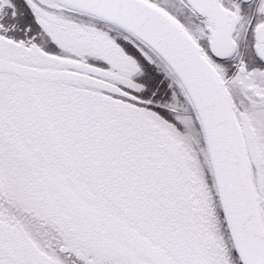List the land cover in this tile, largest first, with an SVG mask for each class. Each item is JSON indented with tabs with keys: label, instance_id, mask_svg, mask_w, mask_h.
<instances>
[{
	"label": "snow or ice",
	"instance_id": "snow-or-ice-1",
	"mask_svg": "<svg viewBox=\"0 0 264 264\" xmlns=\"http://www.w3.org/2000/svg\"><path fill=\"white\" fill-rule=\"evenodd\" d=\"M0 264H264V0H0Z\"/></svg>",
	"mask_w": 264,
	"mask_h": 264
}]
</instances>
